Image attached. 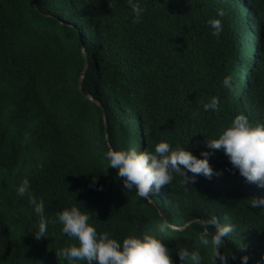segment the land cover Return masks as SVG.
I'll use <instances>...</instances> for the list:
<instances>
[{
	"label": "trees",
	"instance_id": "trees-1",
	"mask_svg": "<svg viewBox=\"0 0 264 264\" xmlns=\"http://www.w3.org/2000/svg\"><path fill=\"white\" fill-rule=\"evenodd\" d=\"M140 4L134 23L125 0H0V264H86L59 255L77 243L59 223L36 238L38 217L27 194H16L24 178L46 218L75 204L98 233L161 239L173 264L181 247L215 264L193 222L213 215L233 225L218 250L235 256L227 264L245 255L264 264V206L249 200L264 198V188L205 144L237 114L264 123V0ZM210 19L221 21L218 36ZM213 96L217 109L205 111ZM162 140L198 158L209 152L214 174L187 184L173 172L146 201L124 187L104 152L152 151Z\"/></svg>",
	"mask_w": 264,
	"mask_h": 264
},
{
	"label": "clouds",
	"instance_id": "clouds-1",
	"mask_svg": "<svg viewBox=\"0 0 264 264\" xmlns=\"http://www.w3.org/2000/svg\"><path fill=\"white\" fill-rule=\"evenodd\" d=\"M125 3L133 14V22H139L144 12L140 0H125ZM218 15L222 16L223 12L218 10ZM208 24L212 28L213 36H218L222 31L219 19H210ZM231 80V75L224 76L222 85L230 89ZM217 107L218 99L215 96L203 104L205 111H215ZM205 144L209 149H222L232 167L238 169L247 182L264 188V123L253 126L243 113L237 114L217 138ZM209 155V152H201V158H198L186 148H172L163 140L156 143L152 151H138L132 147L114 150L109 146L104 152L109 167L116 169L117 176L123 178L124 187L128 191L134 190L137 197L146 201L152 198L150 192H158L161 186L169 185L173 172L179 173L187 184L196 179V174L211 178L214 171L209 164ZM189 172L193 175H187ZM92 182L95 183V177ZM16 194L20 197L27 194V202L38 217L37 231L34 233L37 239L46 237L49 223H59L62 233L69 238H75L76 244L59 250V255L69 262L82 260L86 264H173L172 251L161 239L145 233L141 236L128 235L117 240L107 232L98 233L96 227L89 223V211H81L75 204L56 212L55 220L46 218L44 201L32 194L27 178L21 180ZM249 200L252 208L264 206V198ZM227 219L228 217H224V220ZM193 222L201 229L200 243L205 247L210 244L215 264L217 258L219 264H227L229 259H235L229 252L226 256L224 251H218L224 248L227 235L233 231V225L218 223L214 215L195 218ZM166 230L167 225H164L162 231ZM208 236H211L210 241L206 238ZM176 254L179 264H203L204 258L199 251L189 252L181 247ZM248 259L247 255L242 256L241 264H247ZM261 259L264 260V257Z\"/></svg>",
	"mask_w": 264,
	"mask_h": 264
},
{
	"label": "water",
	"instance_id": "water-1",
	"mask_svg": "<svg viewBox=\"0 0 264 264\" xmlns=\"http://www.w3.org/2000/svg\"><path fill=\"white\" fill-rule=\"evenodd\" d=\"M88 100H90V101H92V102H94V103H96L95 101H93L91 98H87ZM96 104H98V103H96Z\"/></svg>",
	"mask_w": 264,
	"mask_h": 264
}]
</instances>
